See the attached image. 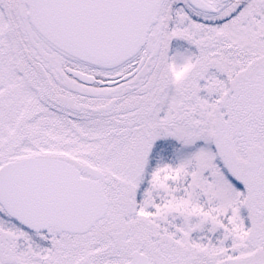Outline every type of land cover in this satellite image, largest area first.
<instances>
[{
  "label": "snow or ice",
  "instance_id": "snow-or-ice-1",
  "mask_svg": "<svg viewBox=\"0 0 264 264\" xmlns=\"http://www.w3.org/2000/svg\"><path fill=\"white\" fill-rule=\"evenodd\" d=\"M0 264H264V0H0Z\"/></svg>",
  "mask_w": 264,
  "mask_h": 264
}]
</instances>
